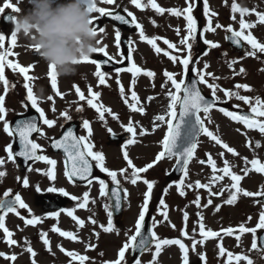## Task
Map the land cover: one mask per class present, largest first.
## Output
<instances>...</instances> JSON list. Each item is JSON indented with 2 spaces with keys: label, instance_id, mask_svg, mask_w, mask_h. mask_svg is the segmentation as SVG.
Wrapping results in <instances>:
<instances>
[{
  "label": "rangeland",
  "instance_id": "obj_1",
  "mask_svg": "<svg viewBox=\"0 0 264 264\" xmlns=\"http://www.w3.org/2000/svg\"><path fill=\"white\" fill-rule=\"evenodd\" d=\"M17 1V0H16ZM252 4H256L253 6H245L248 9L255 8L257 11L264 12V0H250ZM249 1V2H250ZM259 1V2H258ZM156 2L165 9L170 8H180L179 0H156ZM233 0H228L227 5L224 4V0H209L210 10L218 13V16L213 19V26L216 23L228 26L230 23L232 26L239 30V25L236 21L231 20V3ZM238 4L240 2H245L244 0H235ZM6 3H10V0H0V8H4ZM97 7H104L106 9H115V5H110L104 2V0H95ZM141 3H146V0H141ZM116 4L121 5L123 8H127L128 11L132 12L133 15L137 18V22H139L144 30L145 34L149 38L159 37L161 39L157 40V46L162 49L169 51L171 54L177 55L183 58L186 55L185 51H177L174 49H168L167 46L163 43L164 39L169 40L172 43L178 45V48H183L179 44L180 38L183 35H186V27H180L182 22H185L183 17H174L169 12L165 11L163 14H157L155 10H148L147 8L139 9L135 5L131 4V0H116ZM17 6L23 7L27 6L26 2L24 4H20ZM262 6V7H259ZM150 7V6H149ZM203 2H196V7H194L193 15L197 18L198 26H197V41L194 43L192 49V55L200 60L199 64L190 65V67L203 68V64L207 62L210 67L207 69L208 72L214 73L216 76L221 77L217 83L220 84L221 87L226 89H234V85L236 83L248 84L251 86L252 91L246 92L243 89L240 90L241 95H248L251 97L260 96L264 99V57L262 54L258 53L257 57H244L239 61L236 65H234L235 70L238 72L240 67L246 69V72L241 75H233V71L229 69L226 60L230 61L232 59H239L236 57L237 55L228 48L225 44V31L223 28L217 29L216 32H203V27L206 23V18L202 14ZM254 14V13H251ZM95 19L99 17V14H92ZM237 20L239 19V13L235 14ZM255 15V14H254ZM253 16H250L252 18ZM247 21H251V19L247 18ZM155 21V25L152 23ZM264 25H259L257 28L252 29L253 35L260 42H264ZM179 27L181 29V35L177 36L175 29ZM105 32L100 33V41L101 45H107L106 51L109 55L121 58L122 52L120 51V47L116 46L115 42V30L119 29L122 34H127L121 28H118L115 25H110L106 23L104 25ZM202 34V36H201ZM0 35H5V41L7 39L6 32L3 30L0 25ZM131 40L134 42L135 51L133 52V61L137 64V66L142 67L145 70H152L154 72L160 71L161 80L158 81V77L152 78L154 81H148L146 79L136 78L137 82L135 86H132V74L128 72H121L120 74H113L107 77L106 84L103 86L105 89L108 87H116L113 93L109 94L108 90L107 94L100 95L98 99V103L102 104L106 108H110L114 114H116L119 119H113L111 115L107 118H111L110 120L114 122H106L101 121V123H92V131L93 134L90 137L91 142L94 144V151L102 152L105 156L106 166L110 170L119 171V169L127 167V162L123 159V152L127 151L129 154V158L133 161V163L137 167H144L146 164L152 162L155 158L156 154L161 151V143L163 136L166 134L167 126L162 124L159 128H156L155 131H151L152 121L154 120L156 115L164 114L166 111V106L169 103L168 98L166 97V92L168 88L171 87L170 82L168 87L162 89L161 85L165 83L166 78L163 75L165 70L172 71L174 73H181L182 66L179 64H173V62L161 52L157 54L155 50L149 45L146 41H141L139 39V30H135L129 34ZM16 38L20 39L21 44L17 49L12 48V55L8 56V59L13 62L20 63L22 66L29 67L31 65V70L29 71L32 74V71L44 70L47 74V64L43 62V60L39 56H34V47L31 43H29L23 37ZM206 38L213 42H216L220 45L219 48L210 49L209 46L204 45L202 39ZM10 48L7 44L4 49H0V51H4L5 49ZM119 50V51H118ZM250 50V46L248 48ZM204 51H208L207 56H203L202 53ZM224 53H227V56H224ZM97 54V53H95ZM94 54V55H95ZM22 56L24 59H22ZM92 57V56H91ZM260 58V59H258ZM164 61V64L161 67V61ZM125 65L130 67V63H126ZM149 65V68H145L143 66ZM86 65V64H85ZM82 63L78 74L71 77H57V85L64 86L70 88L71 86H77L81 89L80 85L77 83V79L81 76L82 72H85V81L87 89L89 87L93 88L94 81H97L98 86V77L94 75L95 68L87 63L88 66H85ZM7 69V68H6ZM10 70V69H9ZM162 74V75H161ZM139 77V76H138ZM49 78V77H48ZM117 78L120 83L118 84ZM149 78V77H148ZM181 77L178 75L177 79L179 80ZM59 79V80H58ZM211 82V78L208 77ZM111 83V84H109ZM153 84L155 87H153ZM125 88V97H121L120 95V86ZM203 89L206 94H211L210 90L204 86ZM136 91L139 97L138 107H144L145 113H136L132 112L127 104L124 103V99L127 98L129 104L135 103L131 100V91ZM82 91V89H81ZM174 91V89H173ZM88 92V91H87ZM77 94L75 89H70L69 97ZM218 96L221 97V101L224 100L223 93L218 92ZM153 96L155 99L150 103L147 101V97ZM88 98H91L89 96ZM234 104H240V106H244L248 108L247 105H244L243 102L232 99L228 102V105L232 107ZM95 109H91L89 113L94 112ZM98 114L97 112H95ZM108 113H105V117ZM99 115V114H98ZM204 114L202 113V116ZM105 118V119H107ZM211 123H207L206 126L212 131L215 135H217L224 143H227L230 147H233L238 153L239 156H233L231 153H228L226 149H223L221 145H217L215 141H212L211 138L202 135L197 148V156L193 159V161L189 164V176L184 178L183 176L180 178L184 179L185 185L188 183H193L196 180H200L201 183H208L212 176L211 166L208 163L201 164L200 160H203L206 153L211 154L212 158L217 162V167H223V159H227L231 165H233V171L236 174L242 175V168L245 167L244 157H247L248 160L253 158H258L261 162H264V135L259 133L258 130H249L246 129L242 124L238 122H234L230 120V118L224 116L218 111H211L210 113ZM129 119L132 120L133 126L137 128V135L134 137L136 142L131 145H126V142L121 144H109L107 142V138L104 136L108 129L111 128L112 132L117 133H125L124 128L121 127V124L127 125ZM264 119V118H261ZM109 120V121H110ZM139 122L137 124L136 122ZM159 123V122H157ZM143 126L149 131L144 135H139V128ZM60 128V127H59ZM58 127H51L48 134L57 132ZM239 129V131H237ZM105 138V139H104ZM131 138H133L131 136ZM252 141V146H248V141ZM8 141V139L6 140ZM260 142V147H255V142ZM8 142H5L7 145ZM45 151H48L47 146H43ZM224 152L225 155L223 159L220 157L219 153ZM52 159L57 161V165L55 168L56 172V180H49L43 172L36 171H28L19 172V176L21 178L28 177L29 186L24 187L22 182L20 185V181L18 186L13 185L11 181H13L17 177L16 167L14 169L7 161L4 166V170L6 171V176L4 180V187L0 190V198L4 194L5 191L11 189L13 193L14 190L31 208L34 196L43 193L49 192L47 189L49 187L56 188H64L68 193H70V199L68 204V209L75 208V215L79 218L85 220V226L83 228H79L75 222L69 216H63L62 220L65 222V225L60 228L65 231H72L80 237L78 241H70L68 238L61 237L59 234L51 232V229L47 231L49 233V239L51 242L52 252L49 253L46 251V247L43 245L42 241L39 239V233L35 236V231L33 226H25V224H18V216L15 214L9 215L8 224L12 226V232L14 233V239L17 240L18 244L14 246H9L2 238L0 239V252L6 253L9 256L13 253H17V259L11 264H31L30 254L26 251L23 254V248L25 245V238L31 242V246L37 253V258L41 255V259L37 261V264H69L71 260L65 253L61 252L57 245H62L63 248L67 251H76L81 255H89V253L93 252V249L101 246L104 249L103 256L101 257L97 254L98 261H112L117 258L118 250L122 247L123 243L127 239V234H131L128 232L131 229L134 232V225L136 220L138 219V214L141 210V206L143 203V194L146 192V185L143 183V179L139 180L136 185H132L130 181L125 180L123 176H119L118 178L121 180V185L123 188L127 189L128 196L125 199V213L118 220H113L115 228L118 230L119 234L116 231L111 233L104 232L99 225L103 224L107 226L108 216L107 212L104 208L105 204H110V200L107 197L99 196V184L96 180L93 181V184L89 186L85 185H70L67 182L60 178L63 176V173L59 171V169H63V159L59 156H54L51 154H46ZM6 156V155H5ZM6 159V157H5ZM164 160V159H163ZM95 162V161H94ZM162 163V160L157 163L152 169H150L147 173L140 174L142 178H146L149 181H155V185L152 192V197L149 204V214L155 218V220L160 223L154 229L158 236L161 238L175 239L180 238L182 241L189 246V259L190 264H203V262L198 260L197 253H205L206 254V262L207 264H227V256L220 257L218 252V244L222 243L223 246L231 251L234 256L238 254H246L249 259L253 261V264H264V252L258 249H252L253 243V234L252 233H244L240 234L238 232V225L243 222H247L246 226L251 228L254 227L258 223V216L261 210V204L257 203V200H261V197H244L242 194L238 195V200L233 205H227L224 201L228 198L230 191H235L231 188V184L234 181H231L230 177H225L223 181H219L214 184L212 190L218 191L220 187H224L225 191L223 196L211 197L213 200V205H220L221 209L219 212H216L213 206H209L207 208H197L195 204L191 203L197 195L201 197V204L206 203L209 198L208 191L206 189H195L184 187L182 190L185 191L186 195L181 196L179 194V190L177 185L180 180H172L169 181L168 178L163 177L162 172L170 171L171 168L175 164V159H165ZM96 163V162H95ZM163 164V165H162ZM51 166L46 165L44 162H40L32 167V169H42L47 170ZM247 167H251V165H247ZM25 173V174H24ZM131 173V169H129V173ZM102 178L109 180L105 173H102ZM220 174V173H218ZM24 175V176H23ZM42 175V176H41ZM171 185V187H169ZM37 186L40 188V191H37ZM240 186L248 191L257 192L262 191L264 188V173H257L254 170L250 171L247 176H244L240 182ZM90 187V197L96 200V203H89L88 209H79L76 208L77 201H73L71 199L72 195L77 197H82L85 191H88ZM167 188V194L164 193V189ZM56 193V192H50ZM163 198L165 203L168 205V215L169 221L171 224L175 225V229L171 227L168 221H164L162 216L157 211L161 206L159 205V199ZM22 215H28L27 211L24 209H19ZM183 211H187L189 214V220L187 222V230L190 234H192L193 227H196L197 234L196 238L200 239L198 232V216L197 213H202L204 217V224L206 229L210 228L214 231H219L221 228L233 227L236 229L233 236L228 237L223 232H221V238H209L205 241V243L200 246H197L195 252L191 251V241L187 238H184L180 234V229L184 227L183 222ZM40 213L39 210H37ZM94 215V218L97 220V225H92L88 221V217ZM248 217L252 219L248 221ZM60 218L55 221H59ZM153 224V219H152ZM41 229L45 231L44 224L41 225ZM99 233L97 237L94 234V231ZM260 230L258 229L257 232ZM240 236V242L236 239V236ZM95 245L93 249H87V244ZM155 252L154 246L150 251L144 252L139 258L142 261V264H149V261L152 260L153 254ZM36 258V259H37ZM90 261H86L85 264H92L93 260L90 256ZM126 261L127 264H134L131 259V250L126 253ZM10 260L0 257V264H9ZM72 264H79L78 261H73ZM157 264H182V253L178 247V245L164 246L161 254L157 257ZM232 264H237L234 260ZM239 264H247L246 261L241 260Z\"/></svg>",
  "mask_w": 264,
  "mask_h": 264
},
{
  "label": "snow or ice",
  "instance_id": "obj_2",
  "mask_svg": "<svg viewBox=\"0 0 264 264\" xmlns=\"http://www.w3.org/2000/svg\"><path fill=\"white\" fill-rule=\"evenodd\" d=\"M105 3L110 5H115L114 10H108L104 7H97L95 0H86L88 4V10L92 14H99V20H95L92 15V19L90 23H92L94 30L100 34L105 32V28L101 26V21L104 18H111L112 21H118L123 25H128L131 23L135 26V29L139 30V39L141 41H146L151 47L155 50L157 54L163 52L165 56H167L173 64H179L182 66L181 73H174L172 71L165 70L163 72L164 77L166 78L165 83L161 85V88L164 89L168 87L170 82L171 87L168 88L166 92V97L169 100V103L166 106V111L164 114L156 115L154 120L151 122L152 127L151 131H155L156 128H159L162 124L167 126L166 134L163 136L162 140L160 141L162 150L156 154L155 158L152 162L146 164L144 167H137L133 161L129 158V154L127 151L123 152V159L127 162V167L119 169V171L110 170L106 166L105 156L102 152L94 151V144L91 142L90 137L92 135V128L90 125L89 120L83 119L82 126L84 129L87 130V135H75L73 130L69 128L62 136L61 139H55L52 143L53 148H61L63 149L64 153L66 154L65 160V167H64V175L66 178L75 183L74 178L86 181L89 186L93 184V180H96L99 184V196L100 197H107L108 199H115V209L121 208V192H123V198H127L128 191L121 186V180L118 178L119 176H123L125 180L130 181L132 185H136L137 182L143 179V183L146 185V192L143 194V203L141 206V210L138 214V219L134 225V232L129 229L128 232L131 234H127V239L123 243L122 247L119 248L117 258L112 261H102L101 264H127L126 261V253L131 250V252L135 253L137 250L141 254L146 251H150L151 248L154 246L155 252L153 254L152 260L149 261V264H157V257L161 254L162 249L164 246H171V245H178L181 253H182V264H190L189 259V246L186 245L182 239L175 238V239H168V238H161L158 236L157 232L154 230L157 225L160 223L159 221L153 218L152 228L148 229V234L145 235V221L146 216L149 213V204L152 197L153 188L155 185V181H149L146 178H142L140 174L147 173L150 169H152L157 163L161 160L168 158L172 159L175 158L176 165L179 166L180 171L183 173V177L187 178L189 176V164L191 160L194 158L198 143L199 137L201 135L207 136L211 138L212 141H215L217 145H221L223 149H226L228 153H231L233 156H239V153L233 148L230 147L227 143H224L217 135H215L209 128L206 126L207 123H211L210 113L213 109L217 108L219 103H221V97L217 95L218 92L223 93V103H228L232 99L237 101L243 102L244 105L248 106V111L244 112L241 109L240 104L232 105L234 110H229L226 107H219L218 110L226 117L230 118V120L234 122H238L242 124L246 129L249 130H258L259 133L264 135V99L260 96L251 97L248 95H241L240 90L243 89L246 92L252 91V88L248 84H241L236 83L233 89H226L220 86L217 81L221 79V77L216 76L212 72H208L207 69L210 65L205 62L203 64V68L197 67H190V65H196L200 63V60L192 55V49L194 43L197 41V26L198 21L197 18L193 15L194 12V0H186L187 6L183 9L179 8H170L165 9L161 7L156 0H146V3H141V0H131V4L135 5L139 9H144L147 7H151L155 10L157 14H163L165 11L169 12L174 17H183L186 21V35L181 36L179 44L183 46V48H178V45L175 43L170 42L167 39L163 40V43L167 45L168 49H174L177 51H185L186 55L181 58L177 55L171 54L169 51L162 49L161 47L157 46V40L161 39L159 37H152L149 38L145 34V30L143 26L137 22V18L133 15L132 12L128 11L127 8H122L121 5L116 4V0H104ZM228 0H224V4L227 5ZM4 8H13V5L10 3H6ZM4 8H0V13L4 12ZM231 20L236 21L239 25V30H236L232 24L230 23L228 26L221 25L216 23L213 26V19L218 16V13L215 11L210 10L209 7V0H203V8L202 14L206 18L205 26L203 27V32H216L217 29L223 28L226 33H230V35L226 36V39L231 40L235 45L250 46V50L246 49L244 56L246 57H257L259 54H264V42L258 41V39L253 35L252 29H254L257 24L264 25V12L257 11L255 8L248 9L246 7H241L235 0L231 3ZM13 11H19L18 8H13ZM121 11L126 12L128 17H131V21L126 19L125 15L121 14ZM236 13H239V19L237 20ZM254 13L257 17L255 22L247 21L245 19L246 16ZM155 25V21H152ZM177 36L181 35V29L177 27L175 29ZM202 36V34H201ZM124 40L127 41V47L124 49V52L121 54V58L117 61L120 65L119 67L116 64H113V70L119 74L121 72H128L132 74L131 85L135 86L137 80L136 77L138 74L143 73L146 77L154 78L156 73L152 70H145L142 67L137 66V64L133 61V52L135 51L134 42L131 38L125 37ZM115 42L116 46L119 48L123 45L122 40V33L119 29L115 30ZM204 45L209 46L210 49L219 48L220 45L216 42L208 40L206 38L202 39ZM99 45H101V41H98ZM11 44L15 46L16 44V34L14 32L11 33ZM107 45L99 46L95 49V53H102V56H93L89 58H85L82 63H91L94 65L95 72L94 75L98 77L99 85L106 84V76L108 72L101 70V65H108L113 62L114 57L109 55L106 51ZM5 48V35H0V49ZM34 51L38 53V49L34 48ZM11 48H7L4 51H0V81L4 84V92H8L9 87V80L5 77V68H9L12 70L13 73H19L23 76V87L27 90L26 100L30 102V107L35 109L36 113L39 114V118L42 120L44 125H47L49 128L53 127L56 123L55 120L49 119L46 117L44 110L38 106V98L34 94L33 87L30 85L29 81L33 79V77L29 76L28 73L30 71V67H23L20 63L13 62L12 60L8 59V56L12 55ZM209 53L208 51H204L202 53L203 56H207ZM224 56H227V53H224ZM244 57H240L239 59H232L230 61L226 60L229 69L233 71V75H241L246 72V69L240 67L239 71L237 72L234 68V65L239 63ZM125 61L131 64L130 67L125 65ZM190 73L195 74V78L191 79L190 83H186V77L189 76ZM47 74L50 78V86L51 89L55 92L56 96L62 97V93L58 89L57 85V76L55 75V70L53 66H47ZM181 78L178 80L177 76ZM208 77L211 78V82L209 81ZM118 84L120 83L119 79L117 78L116 81ZM199 85L206 86L211 93L210 98H206L202 94V88ZM15 86V85H13ZM75 87V91L79 96L80 101H84L86 99L85 93L81 91V89L77 86ZM153 87L155 85L153 84ZM174 89V91H173ZM88 94L91 96L90 99H87V105L91 108L95 109L96 112L99 114V119L101 121H105V113H108L112 116L113 119H119V117L112 112L110 108L104 107L102 104L94 103V100H98L101 93L99 91H93L91 87L87 89ZM120 95L121 97H125V88L121 85L120 86ZM48 100L52 101L53 96L49 95L47 97ZM155 97L149 96L147 97V101L150 103L153 101ZM131 100L135 103L129 104L127 98L124 99V103L128 105L132 112L136 113H145L144 107H138L137 104L140 102L139 97L136 91H131ZM28 106L27 104L25 105ZM55 111V107L52 108ZM77 112H82V107H77ZM201 113L204 115L202 116ZM7 109L5 107V95H0V122H3V131L10 137L14 134L18 135L19 137V150L16 151L12 143H8L5 146V153L6 159L0 157V180H2L6 176V171L3 170L4 165L7 161H11L13 163L16 162L17 157H23L24 161H33V162H44L46 165L51 167L47 168V170L42 169H32L29 168L28 171H36V172H43L49 180L55 181L57 176L55 172V168L57 165V161L55 159L50 158L44 154H38V150H41V145L35 142L32 137L33 133H38L41 137L45 136V133L41 130V127L38 126L36 117H32L30 119H23L18 120L15 122V128L10 126V122L6 119ZM65 120H70L71 116L69 115L68 111L65 110L60 114ZM174 121H176L174 123ZM159 122V123H157ZM139 124V122H136ZM121 127L124 130L131 134L133 138H129L126 142L124 147L126 148L127 145L134 144L136 140L134 137L137 135V128L133 126V122L129 119L127 125L121 124ZM108 131L111 133L112 129L109 128ZM149 129L140 126L139 128V135L144 136ZM239 131V129L237 130ZM248 146H252V141H248ZM260 142H255V147L259 148ZM220 157L223 159L225 153L220 152ZM207 161L200 160L199 163L204 164L208 163L211 166L212 176L208 183H201L200 180H196L193 183H188L185 185L184 179L179 181L177 185L179 194L181 196H185L186 193L182 190L184 187L187 188H195V189H206L208 191L209 198L207 199L206 203L201 204V197L199 195L191 202L196 205L199 209L201 207L207 208L209 206H213L216 212H219L221 209L220 205H213V200L211 197L216 196H223L225 188L220 187L218 191H213L212 187L214 184L218 183L219 181H223L225 177H230L231 181L234 183L231 184V188L235 191H230L228 198L224 201L227 205H233L238 200V195L242 194L244 197H261L264 198V190L252 192L243 189L240 186V182L244 176H247L250 171H255L257 173H264V162H261L258 158H253L248 160L247 157H244V164L245 167L241 169L243 172V176L236 174L233 171V165L227 159H223V167L218 168L217 162L212 158L211 154L206 153ZM88 157H90L93 161L96 162L95 167L99 169L101 173H105L109 178L108 181L104 178H100L98 176H93V165L89 162ZM251 165V167H247V165ZM129 169H131V173H129ZM220 173V174H218ZM167 174V173H166ZM89 177H92L90 179ZM17 180H20L24 187L29 186V179L28 177H17ZM110 184L113 185L110 189ZM171 187V185H169ZM264 188V186H261ZM37 191H40V188L37 186ZM90 187L88 191H85L82 197H77L75 195L71 196L73 201H77L76 208L79 209H88L89 203H96L94 198L90 197ZM49 192H59L63 196H69L68 193L64 188H56V187H49L47 189ZM164 193L167 194V188L164 189ZM4 197L12 196L11 189L4 192ZM257 203L261 204V210L258 216V223L254 227H247L246 223L243 222L238 225V232L240 234L244 233H252L253 234V243L252 249H258L264 252V232L258 233L257 230H264V202L261 200H257ZM160 208L157 209L159 214L162 216L164 221H168L169 224V215H168V205L165 203L163 198L159 199ZM113 206L109 204H105L104 208L107 212L108 221L107 226L100 224L99 227L106 233H111L116 231L119 234L118 230L115 228L114 221H113V212L111 210ZM19 209H24L27 211L28 216L31 218H26L24 215L21 214ZM75 208L73 209H61L62 212H65L67 216H69L75 224L79 228H83L85 226V220L79 218L75 215ZM9 213L15 214L21 220L24 221L25 226H37L42 224L44 221L43 217L36 216L29 205L22 199L20 194H15L14 198L10 199H0V230L3 232V238L5 242L11 247L17 245L18 242L14 239V233L10 231L5 224V218ZM93 215L88 217V221L92 225H97V220L94 218ZM60 216V212H49L47 217L49 218H56L58 219ZM198 216V228L199 232L198 235L200 239L196 238L197 229L193 227L192 234L189 233L187 230V222L189 220V214L187 211H183V222L184 227H182L179 231L182 237L187 238L191 241V251L195 252L197 246H202L206 240L209 238H221V232H223L226 236L231 237L233 236L234 232L236 231L233 227L221 228L219 231H214L210 228L206 229L204 224V217L202 213H197ZM252 218L248 217V221ZM171 227L175 229V225L171 224ZM94 234L98 237L99 233L95 232ZM51 232L58 233L61 237L68 238L70 241H78L80 237L72 231H65L62 230L60 227L53 225L51 228ZM151 237V239H149ZM257 237H259V245L257 243ZM139 238V240H138ZM39 239L42 241L43 245L46 247V251L49 253L52 252L51 242L49 239V233L47 231L41 230L39 233ZM236 239L238 244L240 242V236L237 235ZM25 249L28 254H30L31 264H37L36 256L37 253L31 246V242L25 238ZM59 250L65 253L68 257L71 258L69 264H72L73 261H78L79 264H85L86 261H90V258L87 255H81L76 251H67L63 248L62 245H57ZM87 249L95 248V245L87 244ZM218 252L220 257L227 256V264H232L235 260L237 264L239 261L244 260L247 264H253V261L249 259L248 255L246 254H238L235 255L228 251L222 243L218 244ZM102 257L104 254L99 253ZM0 257L8 259L14 262L17 259V254L13 253L12 255H8L6 253L0 252ZM198 260L203 262V264H207L206 262V254L198 252L197 253ZM95 264V262H92ZM134 264H142V261L139 257H137L134 261Z\"/></svg>",
  "mask_w": 264,
  "mask_h": 264
},
{
  "label": "clouds",
  "instance_id": "obj_3",
  "mask_svg": "<svg viewBox=\"0 0 264 264\" xmlns=\"http://www.w3.org/2000/svg\"><path fill=\"white\" fill-rule=\"evenodd\" d=\"M25 2L27 8L10 16L12 32L38 49L58 78L77 75L82 61L100 46L86 0H17Z\"/></svg>",
  "mask_w": 264,
  "mask_h": 264
},
{
  "label": "flooded vegetation",
  "instance_id": "obj_4",
  "mask_svg": "<svg viewBox=\"0 0 264 264\" xmlns=\"http://www.w3.org/2000/svg\"><path fill=\"white\" fill-rule=\"evenodd\" d=\"M24 8H27V7H24ZM15 13L16 12L14 11V14ZM1 24L3 25L2 18H1ZM10 25L12 26V24H10ZM5 30L8 32V35L10 37L11 32H10L9 27L8 26L5 27ZM18 42L19 41H16V45ZM45 75L46 74H41V76L39 77V80L37 82H35V81L31 82L30 85L33 87L34 94L38 98V106L44 110L46 117L49 119H53V120L57 121V120L61 119L62 116L59 115V117L53 118V115H52L53 102L47 99V97L49 95L53 96V92L51 91L52 89H51L50 84H48V78H46ZM16 76H17L18 80H20V81L23 80V76L21 74H19L18 72L16 73ZM21 83L23 84L24 82H21ZM1 90H2V95H3L4 94V88H2ZM26 94H27V90L23 86L18 88L16 96L11 98L12 100L15 99V103H9L11 108H13L12 111L14 110V112H19V111L29 110L30 102H28L26 100ZM58 99L60 101L62 100V98H58ZM6 104H8V103H5V105ZM26 104L28 105L27 107L25 106ZM60 104L63 105V103H60ZM61 109H68V107H67V105H63L61 107ZM40 127H41V130L43 132H44V130H46V128H48L47 125L43 124L42 120L40 121ZM40 138L46 139L47 138L46 133H45V136H43V137H41L37 133L36 139L40 140ZM0 140L4 141L3 122H0Z\"/></svg>",
  "mask_w": 264,
  "mask_h": 264
},
{
  "label": "water",
  "instance_id": "obj_5",
  "mask_svg": "<svg viewBox=\"0 0 264 264\" xmlns=\"http://www.w3.org/2000/svg\"><path fill=\"white\" fill-rule=\"evenodd\" d=\"M191 79H192V77L189 76L188 83L191 82ZM88 159H89V158H88ZM89 162H90V159H89ZM90 163H91V162H90ZM95 172H96V169H95L94 166H93V175H94ZM180 173H181L180 168H179V166L177 165L176 168H175V172L173 173V176L176 177V176H178ZM89 178H91V177H89ZM121 197H122V192H121ZM112 200H113V204L115 205V199L112 198ZM121 212H122V200H121V208H120V209H115V214L118 215V214H120ZM148 229H150V217L146 218V221H145V235L148 234V232H147ZM149 239H151V237H149ZM138 240H139V238H138ZM139 253H140L139 250H137V252H136L135 255H138Z\"/></svg>",
  "mask_w": 264,
  "mask_h": 264
}]
</instances>
